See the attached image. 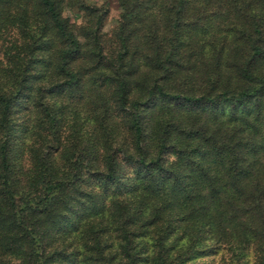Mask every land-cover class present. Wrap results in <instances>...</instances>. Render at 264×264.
<instances>
[{
	"label": "trees",
	"instance_id": "1",
	"mask_svg": "<svg viewBox=\"0 0 264 264\" xmlns=\"http://www.w3.org/2000/svg\"><path fill=\"white\" fill-rule=\"evenodd\" d=\"M115 3L0 0V264H264V0Z\"/></svg>",
	"mask_w": 264,
	"mask_h": 264
},
{
	"label": "rangeland",
	"instance_id": "2",
	"mask_svg": "<svg viewBox=\"0 0 264 264\" xmlns=\"http://www.w3.org/2000/svg\"><path fill=\"white\" fill-rule=\"evenodd\" d=\"M88 1H90L91 3L104 4L109 6L110 11H109V15L107 16V27H111L118 13L115 0H88ZM67 13L73 21L77 22L80 20V15L78 12H75L72 9H68ZM196 262L202 264L205 262H208V264H221L220 255L204 257L202 259L197 260Z\"/></svg>",
	"mask_w": 264,
	"mask_h": 264
}]
</instances>
